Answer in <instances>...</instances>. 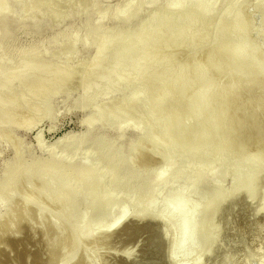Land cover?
<instances>
[{
	"label": "rangeland",
	"instance_id": "1",
	"mask_svg": "<svg viewBox=\"0 0 264 264\" xmlns=\"http://www.w3.org/2000/svg\"><path fill=\"white\" fill-rule=\"evenodd\" d=\"M91 1L0 0V16L48 36L76 27L79 13H93V23H98L100 15L92 9ZM128 1L97 0L103 7L121 6ZM169 1L174 2L160 0V5ZM221 3L222 0L212 1V14ZM153 9V0H144L142 13ZM126 15L120 14L111 23ZM182 26L179 22L173 29L164 28L162 34L153 35L167 43L155 51L143 46L128 62L113 61L107 54L111 45L105 49L106 56L98 59L96 42L87 39L82 29L45 47L40 59L25 60L10 71L12 74L1 75L2 81L10 78L14 88L34 91L35 97L27 111L20 110L22 103L16 101L11 105L17 110L7 114L11 101L0 103L1 124L10 123L13 128L12 132L0 133V179L18 152L26 160H38L59 150L60 139L73 141L74 134L93 128L115 136L121 144H135V162L154 173L164 168L173 171L185 163L189 170H204L207 180L192 189L186 182L168 183L151 201L146 214L136 209L133 195L120 193L110 197L104 189L100 195L111 198V204L105 212L97 207L88 212L90 233L72 237L64 222L63 251L57 245L53 253L47 251L43 235L47 234L46 239L51 236L45 228L47 221L49 217L55 219L61 210L41 198L48 218L43 225L30 228L28 220L37 215L35 207L22 208L16 197L26 194L35 199L37 191L25 192L22 185L17 186L16 196L0 201V264H56L64 256L72 258L66 264H82L84 258L87 264H264V177L259 174L260 167L255 165L244 172L247 180H255L250 191L244 187L240 192H230L243 159L260 146L252 140L255 132L264 131L256 110L264 102V81L252 60L260 46L251 42L249 30L242 29L240 39H245L243 50L247 58H234L228 52L215 55L200 71L193 70L190 64L185 72L172 63L185 53L182 50L186 42L180 38ZM209 47L196 48L192 44L188 50L199 51L196 57L201 61ZM138 85V98H126L131 88ZM254 86L261 94L253 92ZM92 89L101 97L90 106H83L79 97ZM48 97L51 107L46 109ZM235 129L238 130L233 133ZM146 132L151 144L143 138ZM78 157L83 166L93 164L91 156ZM102 175L99 167L97 176ZM215 177L221 178L222 189L212 196L210 184ZM83 210L81 207L79 213ZM21 214L26 218L22 219ZM102 219H106L103 228L98 226ZM9 220L13 221L11 229L3 225ZM158 226L167 232L163 231L166 236L161 249L157 241L152 244L160 232Z\"/></svg>",
	"mask_w": 264,
	"mask_h": 264
},
{
	"label": "bare ground",
	"instance_id": "2",
	"mask_svg": "<svg viewBox=\"0 0 264 264\" xmlns=\"http://www.w3.org/2000/svg\"><path fill=\"white\" fill-rule=\"evenodd\" d=\"M173 1V3L169 1L165 5H160V0H153L154 9L150 12L142 13L141 6L144 0H130L121 6L115 7H103L99 5L97 0H93L91 1L92 9H95L96 13L100 15L98 23H93V13H79V24L76 27L70 26L48 36H42L39 29L34 30L28 25L9 21L7 16H0V103H9L11 101L6 107L7 114L17 110L11 105L16 101L22 103L20 110L27 111L28 106L31 105L35 97L34 91L24 90L21 86L14 88L12 80L7 78L2 81L1 75L5 73L12 74L13 72L10 71L19 68L20 63L25 60L36 61L40 59L45 47H51L57 41L65 40L82 29L85 30L87 39H92L96 42L98 59L106 56L105 49L107 45H111V50L107 52L108 56L113 61L122 59L128 62L140 53L143 46L150 50V47H152V51H155L166 44L167 41L163 40V38L158 41L157 39L160 37L153 38V35L157 33L160 35L164 28L173 29L177 23L182 22L180 38L184 40V43L186 42V47L183 45L185 50H182L185 53L179 59L182 53L180 49V55L176 54L179 57L176 58L178 60L176 61L174 58L175 62L173 61L172 63L175 66H179L180 70H185V72L190 64L194 68L193 70L200 71L213 60L212 58L215 55L227 54L228 52L234 58H239L240 56L239 59L247 58L243 50L245 39H240V33H242V29L249 30L251 42L260 46V51L255 56L253 55L252 60L257 72L263 77L262 81H264V0H222V5L215 14L211 13L213 10L212 1L214 0H193L191 3H186L185 0ZM134 7L138 9L135 11ZM124 12L127 14L124 19L111 23L112 20H115L116 17ZM153 39H156V43L153 42ZM177 41L179 42V39ZM152 43L155 45L159 44L155 47L154 44L151 46ZM192 44L196 48L210 46L206 51L204 60L200 61L196 57L199 51H194L195 48L194 50L193 48L190 49L194 52H189L188 48H191ZM170 46L173 48L174 45L170 44ZM172 48H169V51ZM169 51L165 50V54L168 56L172 55L169 54ZM224 60V57L221 58L222 62ZM254 65H251L252 72L255 70ZM247 85V82H245L244 86ZM251 89L254 93L261 94V90H258L257 86L251 87ZM140 92V85L136 86V88L132 87L126 98L135 101ZM99 97H101V94L94 92L92 89L88 92L85 91L78 100L83 106H90ZM261 98L258 101L262 100ZM45 99L47 100H45L44 107L48 109L51 107V98ZM262 103L263 105H261ZM263 107L264 102L261 101L256 108L259 118L257 114L256 117L264 124ZM260 108H262L261 112L259 111ZM7 114L3 116V119L8 116ZM256 117L254 116L255 119H257ZM7 125L3 126L0 121V133L2 130L13 131L12 125L10 123ZM237 130L235 129L232 132L234 133ZM72 137L73 141L63 142L60 139V142L58 141L60 143L59 147H62L59 150L51 151L47 156L38 160H26L23 154L18 152L15 158L6 165L4 174L0 179L1 202H5L9 196H16L15 190L20 185L23 186L25 192L37 191L38 197L35 199L26 194L16 197L22 208L35 207L37 215L28 220L30 228L34 224L43 225L48 218L46 217L47 209L41 198L54 203L56 208L61 210L55 219L49 217L47 221L48 225L45 228L51 234L48 239H46L47 234L43 231L48 252L53 253L57 245L60 251H63L61 238L63 237L62 226L65 224L69 235L72 237L75 234L81 237L90 233L88 228L89 219L86 218L89 216L88 212L95 207L98 208V211L105 212L111 204V198L100 195L104 189H107L110 197L120 193L124 196L133 195L136 197V199L133 198L136 209L146 214L145 212L148 211L151 201L157 198L160 191L168 183L186 182L188 187L192 189L201 186L207 180V174L204 170H189L185 163H182L180 167L173 171H167L164 168L155 173L150 171L148 167L139 166L133 157L136 148L135 144H121L115 136H110L106 132L89 128L74 134ZM143 138L151 144L152 140L148 138V132L144 134ZM252 140L260 146L243 159L245 160L244 164L239 166L230 192H240L244 187L247 191L252 189L255 180H247L244 176L245 170L252 166H259V174L262 173L263 175L261 176L264 177V131L255 132ZM240 142L243 143L242 141ZM147 153L148 151L144 154L146 155ZM79 155L91 156L94 160L93 164L83 166V163L78 160ZM99 167L103 169L102 176H97ZM220 181L221 178L219 177L212 179L210 184L212 196L219 189H222ZM241 182H245V184L242 186ZM65 201H68V203L66 204ZM81 207L84 210L79 213ZM64 211H67V213L62 214ZM8 214L13 216V213L9 212ZM21 215L22 219L26 218V215ZM67 216L69 218L66 219L65 217ZM74 216V219L77 218L76 220H73ZM71 217L72 219H70ZM78 219L81 220V223H79L80 220ZM12 224L13 221L9 220L3 225L11 229ZM105 225L106 219L98 222V226L101 228L105 227ZM159 227L157 231L163 229H159ZM157 231L155 232L157 233ZM163 231L161 230L158 235L155 234L154 240L151 238L154 241L152 244L155 245V241H157L159 245L156 244L160 249L166 236L164 233L166 231ZM159 247L156 248L158 252ZM78 249L79 247H77V251ZM156 249H154L155 252L157 251ZM164 254L163 256L165 257ZM166 258H168L167 255ZM70 259L72 258L67 256L61 257L56 264H66ZM82 261V264H87L86 258Z\"/></svg>",
	"mask_w": 264,
	"mask_h": 264
}]
</instances>
